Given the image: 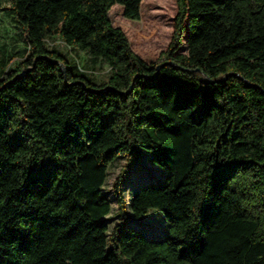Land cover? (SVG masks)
Returning a JSON list of instances; mask_svg holds the SVG:
<instances>
[{"label": "trees", "instance_id": "trees-1", "mask_svg": "<svg viewBox=\"0 0 264 264\" xmlns=\"http://www.w3.org/2000/svg\"><path fill=\"white\" fill-rule=\"evenodd\" d=\"M143 1L10 0L28 52L0 68V264H264V0H175L153 62L109 16L138 18ZM54 34L107 79L68 64ZM141 151L163 176L126 200ZM150 208L161 235L131 221Z\"/></svg>", "mask_w": 264, "mask_h": 264}, {"label": "rangeland", "instance_id": "rangeland-1", "mask_svg": "<svg viewBox=\"0 0 264 264\" xmlns=\"http://www.w3.org/2000/svg\"><path fill=\"white\" fill-rule=\"evenodd\" d=\"M118 3V2H117ZM176 12L175 0H145L141 3V13L138 18H128L123 14L122 6L110 9L109 16L113 24L125 29L120 21L116 20L118 14L130 23L133 37L136 39L138 49H133L144 60L156 61L160 50L170 39L173 25V16ZM46 45L55 47L63 52L68 64L80 65L85 73L95 82L107 79L110 73L109 65L100 57L92 55L87 49L76 45H69L57 35L47 36ZM186 50V42L183 37L179 51ZM28 52V44L25 41L23 29L17 22L14 12L10 7V0H0V68L15 66ZM124 156H118L112 162L107 163V172L102 190L110 199V210L104 215L105 221L111 226L116 219V204L112 192L111 183L120 166L124 163ZM163 168L149 162L145 151H141L129 171L123 178L126 200L131 197L134 186L144 182L156 181L162 178ZM161 174V175H160ZM131 221L150 235H161L166 226V220L157 208H150L146 214L140 217H132Z\"/></svg>", "mask_w": 264, "mask_h": 264}, {"label": "water", "instance_id": "water-1", "mask_svg": "<svg viewBox=\"0 0 264 264\" xmlns=\"http://www.w3.org/2000/svg\"><path fill=\"white\" fill-rule=\"evenodd\" d=\"M161 63H162V62H159V63L156 64V72H158ZM152 76H153V75H152ZM211 80H213V79H211ZM130 86H131V83L129 84V87H130ZM106 87H107V88H112V85H106Z\"/></svg>", "mask_w": 264, "mask_h": 264}]
</instances>
